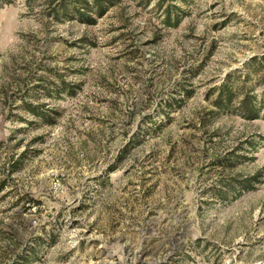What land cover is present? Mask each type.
<instances>
[{
  "label": "rangeland",
  "instance_id": "obj_1",
  "mask_svg": "<svg viewBox=\"0 0 264 264\" xmlns=\"http://www.w3.org/2000/svg\"><path fill=\"white\" fill-rule=\"evenodd\" d=\"M63 1L0 0V264H264V0Z\"/></svg>",
  "mask_w": 264,
  "mask_h": 264
},
{
  "label": "trees",
  "instance_id": "obj_2",
  "mask_svg": "<svg viewBox=\"0 0 264 264\" xmlns=\"http://www.w3.org/2000/svg\"><path fill=\"white\" fill-rule=\"evenodd\" d=\"M118 0H64L62 3H60L59 8H57L54 12H56V16L58 18L61 17H66V18H77V20H80L81 22L88 23V24H94L97 20L94 17V15H98L99 17L103 16L106 14V12L117 3ZM150 0H147L149 2ZM182 2H187V0H182ZM2 6V2H0V7ZM172 7H170L166 11L165 19L164 22L168 24L170 27H177L181 20L183 21L184 17L187 16L185 11H182L181 13H178L176 10L172 11ZM181 12V10H179ZM61 86L57 88L58 90L62 91ZM64 87V86H63ZM65 88V87H64ZM63 88V89H64ZM65 90V89H64ZM221 92L218 97V99L215 101V106L220 109H226L227 111H232L230 110V107L232 106V102L234 99H236L239 95L236 97L235 91L227 85L225 86L222 85L220 88ZM69 94L70 95H75V91L72 88H68ZM59 92V91H58ZM185 96L187 99L192 97V91L184 89ZM61 93V92H60ZM247 97L243 100L242 102V108L245 110V113L249 119H255L258 117L253 118V114H255V103L253 101L254 98L250 97L249 95H246ZM172 107V106H169ZM26 109L32 114L43 118L46 120L49 124L52 118L50 114L38 110V108L30 105L26 107ZM245 115V116H246ZM258 116V115H255ZM53 124V122H52ZM16 171V170H15ZM242 189L243 190H253L254 185L252 184V180H247L244 181L242 184Z\"/></svg>",
  "mask_w": 264,
  "mask_h": 264
}]
</instances>
